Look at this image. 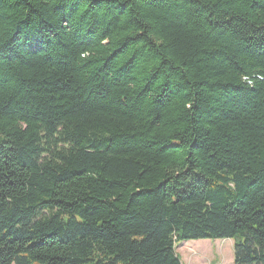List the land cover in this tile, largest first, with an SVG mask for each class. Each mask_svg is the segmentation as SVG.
Returning a JSON list of instances; mask_svg holds the SVG:
<instances>
[{"label": "trees", "instance_id": "1", "mask_svg": "<svg viewBox=\"0 0 264 264\" xmlns=\"http://www.w3.org/2000/svg\"><path fill=\"white\" fill-rule=\"evenodd\" d=\"M224 239L264 264V0H0V264Z\"/></svg>", "mask_w": 264, "mask_h": 264}, {"label": "rangeland", "instance_id": "2", "mask_svg": "<svg viewBox=\"0 0 264 264\" xmlns=\"http://www.w3.org/2000/svg\"><path fill=\"white\" fill-rule=\"evenodd\" d=\"M189 247H196L197 249H207V256L202 257L200 253L197 254V258L203 260V264H223L222 259L226 249L227 253V264H233V242L228 239L224 240H197V241H186L176 245L175 252L180 258L181 264H197L194 261L189 260L190 252Z\"/></svg>", "mask_w": 264, "mask_h": 264}]
</instances>
